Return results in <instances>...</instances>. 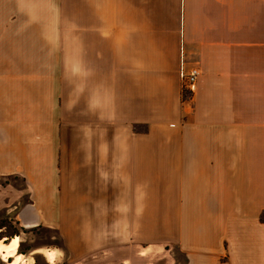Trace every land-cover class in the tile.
Returning <instances> with one entry per match:
<instances>
[{"label":"crops","instance_id":"0c3cea01","mask_svg":"<svg viewBox=\"0 0 264 264\" xmlns=\"http://www.w3.org/2000/svg\"><path fill=\"white\" fill-rule=\"evenodd\" d=\"M180 60L204 69L188 99L177 78L127 65ZM61 62L79 63L78 86ZM12 175L42 220L70 206V221L148 223L127 264H264V0H0ZM97 252L79 264H119Z\"/></svg>","mask_w":264,"mask_h":264},{"label":"rangeland","instance_id":"374dc122","mask_svg":"<svg viewBox=\"0 0 264 264\" xmlns=\"http://www.w3.org/2000/svg\"><path fill=\"white\" fill-rule=\"evenodd\" d=\"M127 65L133 76H140L142 70H145L152 73L154 71H159L164 80H167L168 83L172 77L177 78L182 86L181 96L184 99H188L193 95V92H195L196 84L192 90L187 89L182 84L179 73L182 66L185 69L193 67L198 68V63H186L180 60L179 62L166 63L132 62L127 63ZM231 65L234 66L237 64L231 63ZM63 69L69 71L71 74V76L66 79L69 88L70 86L71 88L72 86H78L79 63H56V71L60 72ZM202 72L200 71V75L203 74ZM135 82H138V78H135ZM69 90L71 95L75 94L72 89ZM72 99L76 100V102L73 103L77 105V97L76 99ZM68 115L71 119H77V108L72 110ZM1 187L4 190H2ZM27 188L29 187L26 185V180L22 175L0 177V238L4 244H6L12 238L17 237V253L24 257V260H26L25 264H79L86 256L90 261H93L94 256L99 254L97 251L106 250L107 247L110 248V246L117 250V255L119 257L118 263L127 264V252L130 251V246L132 245V243H130V235L132 233L139 234L146 232L145 226H147L148 223L70 221L69 219L73 217L71 213H78L77 207L70 206L57 207L58 213L60 212L61 215H63V220L60 222L53 220L46 221V219L42 220V217L46 218L47 214L49 215L50 209L45 206L37 207L29 205L31 197ZM21 191L23 192L22 197H16V193H20ZM38 215L41 216L38 217ZM76 217L78 218V216ZM260 220L264 222V212ZM109 229H113V237L104 238L103 240H107L108 243L101 245L100 240H102V237H100V235L106 232L110 235L111 230ZM80 230L82 232H80ZM90 230L92 234L91 237H88ZM60 231H64V234L67 236L71 233L67 239L72 244L71 253L64 244V239ZM85 244H90L89 247L93 250H86ZM45 251H50L52 253V262H49L42 255ZM172 254L177 257L178 261L182 260L180 259L181 254L177 249L172 250ZM7 260L12 261V259ZM0 262L6 264V262L2 260H0Z\"/></svg>","mask_w":264,"mask_h":264},{"label":"bare ground","instance_id":"6f19581e","mask_svg":"<svg viewBox=\"0 0 264 264\" xmlns=\"http://www.w3.org/2000/svg\"><path fill=\"white\" fill-rule=\"evenodd\" d=\"M18 239L12 238L9 242L4 244L0 238V260L6 262V264H25L24 257L17 253ZM49 262H52L53 255L50 251H45L42 254ZM12 259V261L7 260Z\"/></svg>","mask_w":264,"mask_h":264},{"label":"built area","instance_id":"2783aa9c","mask_svg":"<svg viewBox=\"0 0 264 264\" xmlns=\"http://www.w3.org/2000/svg\"><path fill=\"white\" fill-rule=\"evenodd\" d=\"M180 79L182 80V84L189 90H192L196 84V81L200 75V71L198 68L193 67L189 69H185L183 66L180 69Z\"/></svg>","mask_w":264,"mask_h":264}]
</instances>
